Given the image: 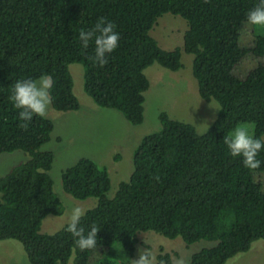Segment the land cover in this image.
I'll use <instances>...</instances> for the list:
<instances>
[{
    "label": "trees",
    "instance_id": "trees-1",
    "mask_svg": "<svg viewBox=\"0 0 264 264\" xmlns=\"http://www.w3.org/2000/svg\"><path fill=\"white\" fill-rule=\"evenodd\" d=\"M259 0H0V156L20 151L28 158L0 178V241L21 243L30 264H118L104 262L115 244L133 264L138 234L154 232L186 245L215 242L191 256L189 264H225L264 241V150L258 169L245 168L230 155L223 137L241 123L254 125L264 136V35L254 32L247 13ZM165 14L187 22L183 52L193 56L192 74L199 96L220 107L212 126L198 134L187 123L158 118L160 131L143 137L133 152V171L106 194L105 168L80 158L65 169V193L76 200L98 199L81 218L87 232L99 227L96 247L81 251L63 227L41 234L43 220L64 208L49 175L54 155L43 150L53 124L33 117L27 130L19 127L18 110L9 97L24 78L49 74L54 80L51 106L78 111L71 64L85 68L83 90L100 108L114 109L133 126L144 119L145 70L157 63L176 72L181 49L162 50L150 31ZM100 18L114 22L120 40L104 67L94 64V43L81 47L79 31ZM173 264L167 253L157 264Z\"/></svg>",
    "mask_w": 264,
    "mask_h": 264
},
{
    "label": "rangeland",
    "instance_id": "rangeland-1",
    "mask_svg": "<svg viewBox=\"0 0 264 264\" xmlns=\"http://www.w3.org/2000/svg\"><path fill=\"white\" fill-rule=\"evenodd\" d=\"M187 30L188 25L184 19L165 14L157 19L150 31L151 37L162 50L181 49L182 67L172 72L154 63L145 70L149 89L144 94V119L138 126L131 125L114 109L96 106L83 90L84 66L81 64L69 66L74 84L73 93L80 107L78 111L58 112L51 104L49 105L44 118L50 120L54 128L50 141L42 148L54 155L49 175L53 181V191L64 212L60 216H47L42 222L41 234L51 235L65 227L73 207L80 206L89 211L97 206L98 199L76 200L63 189L61 181L63 171L80 158L91 159L99 167L106 169L110 179V189L106 196L113 198L119 184L127 182L132 174L133 152L141 139L160 131L158 118L160 113H166L171 119L192 125L198 134H204L207 126L208 129L212 126L220 107L216 101H205L199 96L197 81L192 74L193 56L182 50L183 37ZM254 32L264 35V27L254 26ZM245 124H248L254 133V125ZM27 158L20 151L2 154L0 178ZM215 245V242L209 241L186 245L181 238L170 240L154 232L139 233L135 257H138V250L147 249L155 255L156 261L159 254L167 253L171 256L173 264L180 259L189 264L193 254ZM124 256L121 245L115 244L111 254L103 261L122 264ZM25 257L27 259L20 242L0 241V264H24ZM67 264H74V256ZM225 264H264V241L254 242L248 252L234 256Z\"/></svg>",
    "mask_w": 264,
    "mask_h": 264
},
{
    "label": "clouds",
    "instance_id": "clouds-1",
    "mask_svg": "<svg viewBox=\"0 0 264 264\" xmlns=\"http://www.w3.org/2000/svg\"><path fill=\"white\" fill-rule=\"evenodd\" d=\"M246 21L249 25L264 27V0H259L256 6L247 13ZM114 22L100 18L94 27L79 31L81 47L87 49L90 42L94 43V64L104 67L109 63V55L117 49L120 36L115 30ZM54 80L51 75L44 74L39 78H24L17 80L13 85L9 97L21 123L19 127L27 130L33 117H45L51 104V89ZM219 111V110H216ZM208 130V126H207ZM223 143L230 155L240 158L243 166L249 170L258 169L261 161L257 156L264 150V139L255 137L248 124L241 123L235 126L230 133L223 137ZM86 209L80 206L73 207L67 218L66 231L74 238V243L81 251L93 249L97 244V233L100 230L95 224L89 226L86 232L81 226V218L85 216ZM24 264H29L26 257ZM133 264H157L155 255L147 250H138V257ZM163 264V262H160ZM176 264H186L183 259Z\"/></svg>",
    "mask_w": 264,
    "mask_h": 264
}]
</instances>
